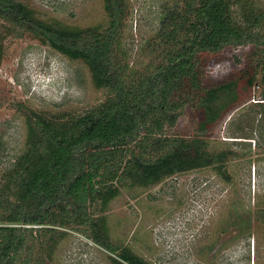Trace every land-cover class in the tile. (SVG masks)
Listing matches in <instances>:
<instances>
[{
  "label": "trees",
  "instance_id": "obj_1",
  "mask_svg": "<svg viewBox=\"0 0 264 264\" xmlns=\"http://www.w3.org/2000/svg\"><path fill=\"white\" fill-rule=\"evenodd\" d=\"M106 2L108 26L95 40L89 31L36 19L22 0H0V21L16 38L31 35L87 61L111 92L78 116L28 111L27 148L0 180V264H49L68 231L88 234L117 255L116 264H147L112 243L104 216L109 203L126 186L149 188L193 170H225L228 153L208 151L207 132L241 95L264 85V9L247 0H183L181 10L161 20L163 62L139 74L129 73L119 55L128 3ZM240 47L250 48L246 73L207 86L203 57ZM187 108L201 114L196 135L168 134Z\"/></svg>",
  "mask_w": 264,
  "mask_h": 264
},
{
  "label": "rangeland",
  "instance_id": "obj_2",
  "mask_svg": "<svg viewBox=\"0 0 264 264\" xmlns=\"http://www.w3.org/2000/svg\"><path fill=\"white\" fill-rule=\"evenodd\" d=\"M22 1L36 19L89 31L95 40L108 26L106 0ZM126 1L119 55L131 74L153 71L164 60L157 43L161 20L181 10L183 0ZM247 1L264 9V0ZM234 12L242 22L241 9ZM249 54V47H240L203 57L206 85L243 76ZM92 69L31 35L16 38L0 21V180L27 148L28 111L73 117L110 97ZM200 120L196 109L187 108L168 134L193 137ZM205 139L208 151L228 153L225 170L203 168L149 188L123 187L104 212L113 244L147 264H264V85L258 82L241 95ZM89 237L68 231L49 264H116L117 255Z\"/></svg>",
  "mask_w": 264,
  "mask_h": 264
}]
</instances>
